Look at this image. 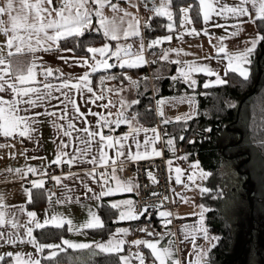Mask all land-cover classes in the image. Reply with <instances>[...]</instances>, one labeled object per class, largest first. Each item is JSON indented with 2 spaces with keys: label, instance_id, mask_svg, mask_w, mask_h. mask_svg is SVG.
Here are the masks:
<instances>
[{
  "label": "snow or ice",
  "instance_id": "snow-or-ice-1",
  "mask_svg": "<svg viewBox=\"0 0 264 264\" xmlns=\"http://www.w3.org/2000/svg\"><path fill=\"white\" fill-rule=\"evenodd\" d=\"M132 8H137L138 4L134 0H128ZM143 7L147 8L153 15L150 16L143 24L137 15L123 9L118 3L112 0H5L0 5V34L6 38L5 42L0 45V137L18 139L23 142L25 139L39 145L40 135L38 125L41 123L40 117L47 116L50 118L51 127L54 130L53 143L57 145L55 159L51 164L61 165L68 164H90L92 169L86 170L85 177H91L94 180L99 176L100 190L94 191L88 186L83 179H80L83 185L85 195L91 193L90 200L101 202L103 198L114 196L116 193H131L138 186L131 179L121 181L116 177V161L117 158L124 157L120 160L123 164L127 161H139L147 159L150 155L160 156L161 153L156 151L154 145L161 140V133L157 127H144L139 121V113L132 112L129 115V109L140 103L139 99L131 101L121 96L119 101V109L113 114L108 111H93L89 105H95L101 109H110L116 105L109 99L107 103H98L106 99V92H114L119 95L125 91L123 88L118 89H101L100 94L94 92L92 80L90 76L101 68L108 70L111 68H136L148 63H157L156 60L148 61L145 53L148 49H155L165 41H171L173 36L171 33L175 30L176 24L174 16L178 14L179 25L184 29L177 35V39H183L184 35H200L194 27L189 29L186 26L193 24L195 21H202L206 26L211 28L224 29L231 37L240 34L241 25L243 23H251L255 26V32L250 40H245L244 47L238 50L236 55H229L223 46L224 36L218 37L221 43L213 45L217 49L216 56H206L205 60H219L218 68H212L209 63H197L196 61L185 62L179 59L172 61L169 59L170 53L175 52L177 57L180 56V49H164L159 54V59L177 65L176 74L170 79L173 82H180L187 85L188 88L195 92L197 87V79L194 78L195 73L204 74L207 79L202 87L208 90L217 86H226L229 84V74H236L247 82L250 78V65L252 57L257 52L258 46L264 42V0H235L234 3H228L227 0H183L179 3L177 12L174 13L173 8L176 0H141ZM151 4V7H149ZM109 10L112 15L108 16L105 10ZM5 17L7 19H5ZM247 17L248 19L241 20ZM157 18H166L167 23L161 24L167 33L163 37L151 39L145 43V36L142 29L153 31V21ZM229 19L235 20L236 23L228 24ZM223 21V22H218ZM233 31L230 33L228 29ZM86 34L95 38V35H102L106 41H115L114 50L110 48V44L105 42L102 46H94L85 43L82 38ZM203 34L209 36V28L203 29ZM131 38H138V49L133 44L126 43ZM121 41L125 43H121ZM63 42L64 46L61 45ZM211 43V40H210ZM67 44H73V47H67ZM76 48H80L84 52V56L77 57L75 55L64 56L58 58L63 60L65 64L73 63L69 66H82L90 68L91 72L85 71L83 75L71 82L72 78L61 79L63 74L56 78L60 83L49 82V78L53 77L54 72L51 67L43 68L39 64L40 57L36 56L39 51L43 52H61L75 53ZM7 49L6 54L4 50ZM224 55L221 57L220 54ZM89 54H91L89 56ZM155 55V53H153ZM187 55V53H185ZM31 57L26 59L25 57ZM99 56V59H97ZM115 57L117 63L110 64L108 60ZM93 61L90 63L89 61ZM227 61L225 64L224 61ZM40 68L39 73L36 71ZM221 72L223 75H221ZM43 77V80H37V76ZM215 79H211L212 77ZM158 78V77H157ZM117 79L116 76H101L100 83L103 85L105 80ZM124 79L129 80L132 87H138L137 81H132L130 77L125 76ZM58 93V95H57ZM91 94V95H88ZM11 98L6 99L5 96ZM207 95V93H202ZM79 97V101L77 100ZM185 98H180V102H184ZM195 97L188 98L191 105ZM55 101V103H53ZM165 103L163 99L157 101L158 114L163 117L162 105ZM235 105L229 104V107ZM85 108L86 111H81ZM42 109V111H37ZM264 113V108L261 109ZM195 114V113H193ZM193 114H185L183 117H175V121L179 122L183 119L185 122L193 118ZM115 115V119L111 117ZM89 117H96L95 124H92ZM173 121L162 119V124H169ZM83 125L78 127L77 124ZM121 125L128 126V132L114 136L115 132ZM107 129L109 134H105ZM211 131V129H207ZM143 133V142L139 139ZM167 136V132L163 134ZM66 138V139H65ZM184 136H180L179 140L183 141ZM131 140V143L129 141ZM175 138H168L166 144L170 151L174 149ZM195 141H189L194 143ZM6 145L0 144V148ZM14 147V145H10ZM133 146L135 152H133ZM71 149V151H69ZM115 151V158L111 159V174L107 170L97 172V167L105 166L109 163L108 151ZM127 149V155L125 150ZM27 149L20 153L27 157ZM10 157L15 159L16 154L10 153ZM90 157V158H89ZM33 156L30 159H38ZM179 159L188 160V155H183ZM169 169L171 171L172 161L169 160ZM51 165H49L50 167ZM192 168H199L198 162L192 163ZM175 181L181 183L183 175L182 169L177 167L174 169ZM7 172L17 175L20 179H26L28 174L36 175L38 169L27 165L25 167L8 168ZM41 177L46 175L45 172L40 173ZM75 174H69V179ZM151 177V173H148ZM197 173L193 171L187 176V180L195 185L201 194L208 191L207 187L197 184L194 179ZM79 178V177H78ZM52 179L63 191L60 197L55 201L52 200L54 193L48 194L50 206L55 204H64L70 201L72 197L68 195L74 192L67 185H61L62 177L53 176ZM115 180V187L109 185V180ZM198 179L204 181V172L199 171ZM44 179L30 181L31 188H25L27 203H31L33 189H41L44 185ZM185 188L189 184L184 185ZM151 195L155 196L156 193ZM165 200L168 197H164ZM98 211L89 209V219L83 223L80 228L92 230H104L106 228L105 220L102 216L112 218L113 210H120L119 221H137L142 216L151 219L148 205L140 208L138 211L134 202L130 199H124L119 202H111L110 204L97 203ZM199 208H204L199 205ZM171 215L168 211L159 212L161 218H167ZM26 217V219H22ZM204 218L200 215V231L206 240L212 242V238L206 227H203ZM165 226L171 223V220L164 219ZM65 224L69 225L68 231H73L72 221H65L57 214L46 215L41 222L37 218V213L27 210L25 205L9 206L4 203V196L0 194V247L3 245H15L17 243H27L35 247L37 253H44L46 249L52 250L47 257L49 261L53 258L59 260L58 253L64 252L65 249H98L99 253L106 254L111 257L107 264H133V260H138L139 264H145V256L139 251V246L143 245L150 250L151 257L154 258L153 264H181V261L174 258L176 242L173 239L174 233L169 231L166 236L159 239H137L132 242L137 247V251L130 255H119L124 250L125 240L119 238L120 235H127V228H118L112 234L107 242H97L94 245L87 243L72 242L62 239L59 244H42L38 243L34 236V230H46L51 226L54 229H63ZM80 228L75 229L79 231ZM21 230L23 232L21 233ZM147 232L149 237H154V232L148 231L146 228L140 229ZM167 239V245L162 246V242ZM182 243V242H181ZM63 246V247H62ZM193 248L195 250V264H207V257L203 249L195 244L193 238ZM93 252L92 255H96ZM0 264H41V259L31 255L25 256L21 252H7L0 254ZM188 264H192L188 261Z\"/></svg>",
  "mask_w": 264,
  "mask_h": 264
},
{
  "label": "crops",
  "instance_id": "crops-1",
  "mask_svg": "<svg viewBox=\"0 0 264 264\" xmlns=\"http://www.w3.org/2000/svg\"><path fill=\"white\" fill-rule=\"evenodd\" d=\"M189 1L191 2V0ZM112 2L118 3L121 8L126 9L127 11L133 13V15L139 16L141 19V24H143L150 16L153 15L151 12L147 10V8L144 7L141 9H139V7L132 8L128 0H112ZM134 2H136V0H134ZM227 2L231 4L234 3L235 0H227ZM4 3L5 0H0V5H3ZM105 13L108 16L112 15V13L107 9L105 10ZM5 19L7 18L5 17ZM247 19H248L247 17L241 18V20H245V21ZM218 22H223V21H218ZM227 23L230 25L236 23V21L229 19ZM178 27H179L178 31L171 33L173 36L171 41H165L161 45L157 46L155 49H148V51L145 53V57L147 60L150 59L151 61L152 60L157 61V63L152 64L151 79H149V77L144 75V71L147 64H144L143 66L136 68H122L125 69L124 77L128 76L131 78L132 81H137L139 84L138 87L130 86L129 80L124 79V77H120L119 73L118 74L117 72L111 73V70L114 68L108 70H104L101 68L96 73H92L90 79L92 80V86L94 92H96L97 94H100L102 88L125 89V91L121 92L119 95L115 94L114 92H106L105 93L106 99L98 102V103H107L108 100L110 99L116 105V107H111L110 109H101L96 107L95 105H89L90 107H92V110L97 112H104L105 114H107L108 111H111L113 114H115L120 107L119 101L121 96L126 98V100L131 101L134 99H138L142 94L149 92V97L151 99V107L153 108V111H154V107H153L154 99L152 94H154V97L157 100L163 99L165 101V103L161 106L163 111V117L159 115L160 122L162 121V119H168L172 121L175 120V117L177 116L183 117L185 114H193L195 113L193 108L194 104L193 102L191 105L188 103L189 95H193L195 97L196 105L198 106L197 90H199L200 81L197 77L202 76L205 78L204 80H202L201 87L204 81L207 79V77L202 73L194 74V78L197 79V87L195 89V92H193L192 89L189 90V88L185 84L186 86H183L182 89L179 91L175 89L171 94L167 96H158V90L156 84L158 83V85L162 87L160 83L161 80L170 79L172 75L176 74V68H177L176 64L169 63L167 61H163L159 59L160 53L158 52V48L162 46H166L168 44H172L174 46L173 49H178V45H182L180 56L177 57L176 53L172 52L170 53V57H169L170 60L175 61L179 59L185 62L196 61L197 63L200 64L209 63L210 67L218 68L219 65L218 59H213L210 62L204 59V57L206 56L217 55V49L213 47V45L218 46L221 43L220 41L217 40L218 37L224 36L225 40L222 43L225 48V51L229 55H236L238 53V50L244 47L243 42L245 40H250L255 32V26L253 24L243 23L241 25L242 30L240 31V34L236 37H231L230 35H228V33L225 32L224 29L211 28L210 26H206L203 24L202 29L199 30L198 28L195 27V23H193L187 25L186 27L189 29L194 27L201 34L200 35L185 34L183 39H177V35L184 31L183 28H181L180 26ZM205 27L209 28V36H205L203 34V29ZM231 31H233V29L229 28L228 32L230 33ZM165 35L166 34H154L153 32H147L145 34V43L147 44V42L150 41L151 39L157 37H163ZM5 40L6 38L3 36V34H0V45H2L5 42ZM107 43H109L110 48L114 50V46L116 42L114 41L113 43L110 42ZM121 43H125V42L121 41ZM126 43H131L133 44L134 48L138 49V38H131ZM102 45L103 43L94 46L99 47ZM186 48L190 49L188 50L187 55H185V53L182 52V50ZM6 52L7 49L4 50L5 54ZM153 53H155V55H153ZM60 55L69 56V57H71L72 55H75L77 57L84 56V54H77V53L73 54V53L43 52V51L37 52L36 56L41 58L39 64H41L43 68L51 67L53 69L54 75L53 77L49 78V82L60 83V80H58L56 77L60 76L61 73L63 74L61 79H69L71 77L72 78L71 82H76V79L79 76L83 75L85 71L91 72L90 68L75 66V65L69 66V64L73 63L71 60L69 61V64H65L63 60L58 58ZM90 55L91 54H89V56ZM223 55H224L223 53L220 54L221 57ZM25 58L30 59L31 57L29 56ZM97 59H99V56H97ZM111 60L116 61L115 57H112L111 59L108 60V63ZM89 62L92 63L93 61L90 60ZM224 63L226 64L227 61L225 60ZM139 69L143 70L141 74L134 72L135 70H139ZM36 71L39 73L40 68L38 67ZM221 75H223L222 72ZM101 76H116L117 79L105 80L103 85H101L100 83ZM211 79L214 80L215 77L213 76ZM37 80L38 81L43 80V77L38 75ZM176 83L177 82H175L174 84L176 85ZM160 89L162 91H165L164 88H160ZM5 98L8 99L11 97L6 95ZM180 98H185L184 102H180ZM77 100L79 101L78 96H77ZM53 103H55V101ZM37 111H42V109H37ZM81 111H86V109L81 108ZM132 112H135L134 106L131 109H129V115H131ZM111 118L115 119V115H113ZM39 119L41 123L38 125L39 135H40V141L38 146L26 139L23 142H21L18 139L0 137V144L6 145L5 147L0 148V194H3L4 196V203L9 206L26 204L27 210L36 212L37 218L41 222L43 221L46 215L50 216L53 213L57 214L65 221L71 220L72 227L74 230L68 231L69 225L65 224L64 227L67 229L68 232L62 239H67L72 242L87 243L92 245H94L97 242H107V240L111 238L112 234L116 232V229L127 228L129 230L128 234L120 235L119 237L125 240L124 250L123 252L120 253V255H130L134 253L133 252L134 247L132 245L131 240L136 233V228L135 225L131 224V222L133 221H127V220L122 221L123 224L117 226L106 239H100L96 234L91 232L92 229H82L80 228V226L89 219V209H91L92 211H98L96 207L97 203L110 204L111 202H119L124 199H130L134 202V195L137 188L131 193H116L112 197L103 198L101 202H95L89 199V197L92 195L91 193L85 195L86 190L84 189L83 185L80 182V179H83L86 183H88L89 187L93 188L94 191L98 192L100 190V184L102 183V181H100L99 176H97L96 179L94 180L93 178L85 177L84 175L85 171L86 170L90 171L93 166L90 164H73L71 167H69V165L65 163L61 165L67 168V171L55 176L62 177L61 185H67L69 189H74V192L68 193V195H70L72 199L70 201H66L64 204L53 203L50 206L48 194L52 192H50L49 189L47 188V183L49 180L46 175L41 177L40 173L45 172V169L47 173L48 168L58 166L55 164H51V162L55 159L57 145L52 142L55 134L50 124V118L47 116H41ZM89 120L92 124H95L96 117H89ZM77 126L82 127L83 125L78 123ZM143 126L156 127V125L155 126L143 125ZM106 131L107 129H105V132ZM127 132H128V126L121 125L118 129L115 130L113 135L119 136ZM139 139L141 140V142H143V133L140 134ZM129 143H131V140L129 141ZM10 145H14V147H11ZM154 147L156 151L160 152L159 141L154 145ZM25 149L28 150L27 157H29V159H26L24 155L20 154L24 152ZM69 151H71V149H69ZM107 151H108V156L110 158L109 163L108 165L97 167V172H103L107 170L108 173L111 174L112 171L111 159L115 158V151L112 149H109ZM133 152H135L134 146H133ZM10 153L16 154L15 159H12L10 157ZM125 154L127 155V149L125 150ZM183 155H185V153L181 155H177L175 154V151H171V157L169 158V160L173 162L171 165V171L169 169V173H170L172 189H173V200L175 203L176 233L172 229V222L167 226H165V224L163 223L164 219L171 220L170 217H167V218H163V220L161 221V225L163 227V230L161 232L157 233V235H155L154 237H144L143 239H149V240L159 239L161 236H166V234L169 231H171L172 233L175 234L173 239L176 242V248H177L174 254V258L180 260L181 264H188V261H191L192 264H195L196 256L194 254L195 250L193 248V238H195V244L199 245V247L203 250H204V242L206 241L202 233L198 231V228L200 227V215L203 216L204 218L203 227H206V225H205V216L202 214L203 211H201V209L199 208V205H201L200 202L201 193L198 191V188L195 185L191 184L187 180V176L190 175L193 171H195L197 173V177H195L194 179L198 184V174L200 171L199 169L200 167L197 169H193L192 166L190 165L191 162L187 160L179 159V157ZM33 156L39 158L30 159ZM156 157L158 156L150 155L147 159H152ZM122 159H124V157L117 158L116 177L121 181H127L131 179L133 183L137 185V178L135 172L132 171L130 176L124 174V171L128 169V163H133L136 161H127L121 164L120 160ZM27 165L37 168L38 173L36 175L29 173L27 178L22 180L17 175L7 172V169L10 167L17 168V167H25ZM49 165L51 166L49 167ZM177 167L181 168L183 172L180 184H177L175 181L176 173L174 169ZM70 173L75 175H73L69 179H63V177H68ZM41 178H43L45 182L43 187L38 190H40L42 194H44L43 196L46 197V203L43 206H38V208H30L28 205L29 203H27V196L24 189L31 188L30 181L38 180ZM115 183H116L115 180H111V179L109 180V185L115 187ZM185 184H189V187L185 188L184 187ZM33 190H32V194H33ZM62 191H63L62 187L56 184V191L54 192L55 195L52 197V200L55 201L57 197H60ZM162 211H166V210H162ZM22 219H26V217H22ZM77 228H80V230L76 231L75 229ZM36 231L37 230H34V236L37 239ZM22 232L23 230H21V233ZM61 240L58 242H51L48 244H59L61 243ZM37 242L41 243L38 239ZM166 245H167V239H165L162 242V246H166ZM208 249H206V251H208ZM51 251L52 250L46 249L44 253H37L35 247L27 243H17L15 245L5 244L2 247H0V254L7 252H12V253L21 252L24 253L25 256L31 255L35 258L41 259V261L44 254H46V257H48ZM64 252L65 253L67 252V256L69 260L67 262H60L59 264H83L88 259L102 254L99 253V250L95 248L65 249ZM93 252H96L97 254L92 255ZM140 252L145 256V263L154 261V258L151 257L150 250L146 249L143 245L140 248ZM133 264H139V261L133 260Z\"/></svg>",
  "mask_w": 264,
  "mask_h": 264
},
{
  "label": "trees",
  "instance_id": "trees-1",
  "mask_svg": "<svg viewBox=\"0 0 264 264\" xmlns=\"http://www.w3.org/2000/svg\"><path fill=\"white\" fill-rule=\"evenodd\" d=\"M181 2L183 0H176L174 13ZM174 18L177 21L178 14ZM164 23H167L166 18L154 20L152 32L168 34L161 27ZM194 23L196 28L201 27V21ZM177 30L176 26L173 32ZM93 35L94 39L86 34L82 40L92 45L114 42L106 41L102 35ZM61 45L64 46L63 42ZM75 53L84 54L80 48H76ZM252 60L247 82L230 73L228 85L205 90L201 87L205 78L197 77L200 87L197 90L196 115L187 122L183 119L179 122L172 120L166 125V140L175 138L174 149L181 144L186 150L185 155L189 156L187 161L198 162L199 167L208 174L205 183L208 191L200 196L205 209V225L213 238V244L206 254L207 264H264V113L261 111L264 108V42L258 46ZM116 72L120 77L125 75V69L115 67L111 70V73ZM134 72L141 74L143 70ZM160 83L162 87L156 84L158 96H167L173 90L179 91L186 86L179 82L175 85L171 79L161 80ZM254 89V94L248 96ZM138 99L140 103L134 105V110L140 114V123L155 126L157 121L149 92ZM229 104L235 106L229 107ZM207 129H211L207 137L189 143L194 141L193 136L198 130L203 132ZM180 136L185 139L180 141ZM43 195L40 190H33L29 207L45 205L46 197ZM113 213L112 218L102 216L106 223L104 230L91 232L100 239H106L117 226L123 224L118 221L119 211L113 210ZM131 224L136 228L135 221ZM67 232L65 227L57 230L50 226L46 230H37L36 236L42 244H48L60 241ZM58 256L59 260L53 258L49 261L44 254L41 264H59L69 260L67 252L58 253ZM109 259L111 257L101 254L83 264H107Z\"/></svg>",
  "mask_w": 264,
  "mask_h": 264
},
{
  "label": "built area",
  "instance_id": "built-area-1",
  "mask_svg": "<svg viewBox=\"0 0 264 264\" xmlns=\"http://www.w3.org/2000/svg\"><path fill=\"white\" fill-rule=\"evenodd\" d=\"M136 2L139 9L143 8V3L141 2V0H136ZM149 7H151V4H149ZM147 32L148 31L142 29V33L144 34V36ZM167 48L173 49L174 46L172 44H168L166 46L159 47L158 52L161 53L162 50ZM148 61L151 60L149 59ZM109 63L114 64L117 63V61L111 60L109 61ZM152 64L153 63H148L144 71V75L149 77V79L152 78ZM152 95L154 99V113L157 119L156 127L161 133V140L159 141L161 155L152 159H145L133 163H128V169L124 171V174L127 176H130L132 171L136 174L138 186L134 195V205L136 207V210L138 211L140 208L148 205L150 206L149 212L151 214L150 220L142 216L139 220L135 221L136 233L133 236L131 242L137 239H143L144 237H149L147 235V232H143L140 229L146 228L148 231H152L156 235L163 230V227L161 225V221L163 220V218L159 216V212H161L162 210H166L171 213L169 217L172 222V229L176 233L175 203L173 200V189L168 165L169 158L171 157V151L168 150L166 145L167 136L163 135L165 132H167L166 125L162 124L159 121L160 119L157 111L158 100L154 97V94ZM105 134H109L108 131H106ZM208 135L209 131L205 130L202 132L198 130L195 133L193 140L196 141L198 139L207 137ZM185 152L186 150L181 144H178L176 146L175 154L181 155ZM66 171L67 168H65L63 165H58L57 167H50L47 169L46 176L49 180L47 183V188L50 192L54 193L56 191V183L52 179V177L58 174H62ZM148 173H151L152 178L148 175ZM152 193H156L157 195L153 196L151 195ZM164 197H168V199L165 200ZM141 246H139V251ZM133 247V252L135 253L137 251V247L135 245H133ZM145 264H153V262H146Z\"/></svg>",
  "mask_w": 264,
  "mask_h": 264
},
{
  "label": "rangeland",
  "instance_id": "rangeland-1",
  "mask_svg": "<svg viewBox=\"0 0 264 264\" xmlns=\"http://www.w3.org/2000/svg\"><path fill=\"white\" fill-rule=\"evenodd\" d=\"M174 21H175V18H174ZM175 24H176V26H177V28H178V30H179V27L178 26H180L179 25V19H177V21H175ZM202 27H203V23H202V21H201V27L200 28H198L199 30L200 29H202ZM177 30V31H178ZM182 45H178V49H180L181 50V47ZM184 47V46H183ZM188 50H190L189 48H186V49H184V50H182V52L183 53H188ZM128 77V76H127ZM191 97H193V95H189V98H191ZM193 104H194V111H195V115H196V108H197V105H196V99H194V101H193ZM195 115H193V117L195 116ZM194 137V136H193ZM192 163H195V162H191V164L190 165H192ZM200 170H202L203 172H204V177H205V180L204 181H200L199 179H198V184H201L203 187H205V183H206V180H207V176H208V174H207V172L206 171H204L203 169H201V168H199ZM199 191V190H198ZM202 214L205 216V212H204V209H202ZM210 235V234H209ZM210 237L212 238V236L210 235ZM212 244H213V238H212V242H210L209 240H206L205 242H204V250L206 251V249H208L209 247H211L212 246ZM209 250V249H208ZM207 252L208 251H206L205 253L207 254Z\"/></svg>",
  "mask_w": 264,
  "mask_h": 264
},
{
  "label": "water",
  "instance_id": "water-1",
  "mask_svg": "<svg viewBox=\"0 0 264 264\" xmlns=\"http://www.w3.org/2000/svg\"><path fill=\"white\" fill-rule=\"evenodd\" d=\"M255 90H256V89H254L253 92H252L250 95H248V96L253 95L254 92H255ZM248 96L242 99V101H241V103H240V106L244 103V101L248 98Z\"/></svg>",
  "mask_w": 264,
  "mask_h": 264
}]
</instances>
